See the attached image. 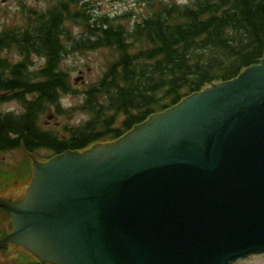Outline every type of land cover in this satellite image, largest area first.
Masks as SVG:
<instances>
[{"label": "water", "instance_id": "95a60500", "mask_svg": "<svg viewBox=\"0 0 264 264\" xmlns=\"http://www.w3.org/2000/svg\"><path fill=\"white\" fill-rule=\"evenodd\" d=\"M8 241L53 264H234L264 252V59L125 136L36 163Z\"/></svg>", "mask_w": 264, "mask_h": 264}, {"label": "trees", "instance_id": "16d2710c", "mask_svg": "<svg viewBox=\"0 0 264 264\" xmlns=\"http://www.w3.org/2000/svg\"><path fill=\"white\" fill-rule=\"evenodd\" d=\"M73 3L59 0L40 12L30 9V27L0 33V101L24 106L22 114L0 113V151L60 154L110 142L151 114L264 58V0H192L184 6L158 1L131 30L104 17L90 23ZM78 21L93 40L76 41L75 47H106L118 57L84 93L78 108L89 118L60 136L38 121L61 94L75 92L60 64L67 23ZM11 48L16 61L4 53ZM32 55L45 59L34 71Z\"/></svg>", "mask_w": 264, "mask_h": 264}, {"label": "rangeland", "instance_id": "374dc122", "mask_svg": "<svg viewBox=\"0 0 264 264\" xmlns=\"http://www.w3.org/2000/svg\"><path fill=\"white\" fill-rule=\"evenodd\" d=\"M57 0H0V32L5 28L28 26L26 17L27 8L43 10L52 5ZM151 0H79V5L85 4L87 15L92 19L107 16L109 19H115L117 16L127 13L124 20V26H132L143 17L147 16L149 11V2ZM172 3H187L189 0H164ZM24 5V8L22 7ZM27 24V25H26ZM69 29V40L66 42L67 52L64 54L61 66L69 74L71 84L78 91L84 90L88 85L98 81L101 74L106 70L108 64L114 59L111 50L108 48H97L87 51H77L72 48L74 39H86L88 34L76 24H67ZM68 35V33H67ZM15 56L14 51L8 52L9 59ZM32 68H38L43 64V59L38 56H32ZM83 102V95L79 93L65 94L60 97L59 105L63 109L76 107ZM54 107V106H53ZM49 108L41 115V123L48 128L60 130L64 125H76L86 115L81 111H71L64 115H57L55 107ZM22 112L20 103L16 101H6L0 103V112ZM40 156H46V151H40ZM25 160V152L14 150L0 152V196L5 198H18L26 188V179L20 180L14 176L17 165ZM1 211V210H0ZM2 229L0 235L8 231V217L6 221L1 220ZM19 249L9 248V253L0 251V264H12L18 262L20 257ZM25 258L22 259V261ZM236 264H264V254L253 255L246 259H239Z\"/></svg>", "mask_w": 264, "mask_h": 264}]
</instances>
